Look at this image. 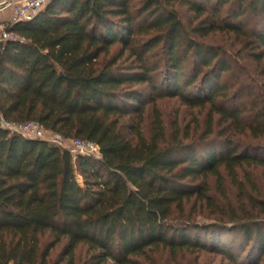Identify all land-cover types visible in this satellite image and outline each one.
Listing matches in <instances>:
<instances>
[{
    "label": "trees",
    "instance_id": "1",
    "mask_svg": "<svg viewBox=\"0 0 264 264\" xmlns=\"http://www.w3.org/2000/svg\"><path fill=\"white\" fill-rule=\"evenodd\" d=\"M9 32L0 118L100 159L79 184L66 149L0 129V264H240L238 238L264 260V0H49Z\"/></svg>",
    "mask_w": 264,
    "mask_h": 264
},
{
    "label": "built area",
    "instance_id": "2",
    "mask_svg": "<svg viewBox=\"0 0 264 264\" xmlns=\"http://www.w3.org/2000/svg\"><path fill=\"white\" fill-rule=\"evenodd\" d=\"M49 0H0V12L10 10L12 19L8 23H0V46L18 38L9 32V28L17 22L31 21ZM0 129L10 134H18L30 140H41L53 146L66 149L73 162L88 157L100 159L97 145L79 140H66L55 133L46 132L38 123L29 122L21 125L10 124L0 118Z\"/></svg>",
    "mask_w": 264,
    "mask_h": 264
},
{
    "label": "rangeland",
    "instance_id": "3",
    "mask_svg": "<svg viewBox=\"0 0 264 264\" xmlns=\"http://www.w3.org/2000/svg\"><path fill=\"white\" fill-rule=\"evenodd\" d=\"M9 11H6V13ZM179 13H180V18L182 19V21L184 23H187L189 18H191L190 15H187L185 13L184 9H179ZM10 19L8 22H10V20L12 19V13H9ZM7 22V23H8ZM150 106V105H148ZM160 107L162 113H163V117H165V119L167 120V123L169 121L173 122V115L176 109V106H179L178 103H175L174 101H164L162 103H159V105H157ZM193 114L194 113H188L187 117L185 118V126H189L193 127ZM202 119V118H201ZM200 119V120H201ZM262 144H264V141H262ZM264 156V155H263ZM75 174H76V180L78 181L79 184L82 183V177H83V167H82V162L77 160L75 161ZM252 179L254 181V183L257 185V187H261L264 188V184H262V179L259 173L255 172L252 175ZM212 187V184H210ZM214 189V188H213ZM217 194L215 193V191H212V197L213 199L216 201H218V198L215 197ZM215 197V198H214ZM230 200L232 201V204L236 205L237 204V198L233 196V194L231 193L230 195ZM196 212L198 213V210H196ZM212 211L206 212L203 215H201V217H196L194 220V224L200 226L201 228H204L205 231L206 230H210V226H213L214 224L219 225L217 221H215L214 217H212ZM203 216V217H202ZM225 226V225H223ZM227 228L230 227V225H226ZM202 230V229H201ZM201 230H199L201 232ZM199 232V233H200ZM216 232V231H213ZM204 235V234H203ZM206 237V236H205ZM233 237H235L234 235L231 236H223V235H214V236H210L208 235V244L214 243L216 240H218V242H222V243H229V241L233 240ZM240 237V236H238ZM243 244L242 239H237L236 241V249H237V254L240 255L239 257V261L238 263L240 264H264V260L263 258L260 259V256L257 255L256 253V249H254L253 244ZM59 249H57L58 251ZM56 251V252H57ZM55 252H51V256L54 257ZM185 264V263H183ZM197 264H232L231 262L225 260L224 258H222L219 255H212L208 252H202L197 259Z\"/></svg>",
    "mask_w": 264,
    "mask_h": 264
},
{
    "label": "crops",
    "instance_id": "4",
    "mask_svg": "<svg viewBox=\"0 0 264 264\" xmlns=\"http://www.w3.org/2000/svg\"><path fill=\"white\" fill-rule=\"evenodd\" d=\"M6 11H9L6 13ZM9 13H11L10 10H3L0 12V23H7L10 19Z\"/></svg>",
    "mask_w": 264,
    "mask_h": 264
}]
</instances>
